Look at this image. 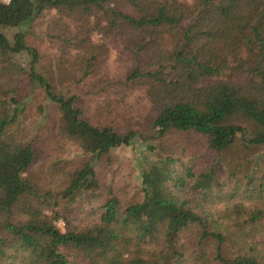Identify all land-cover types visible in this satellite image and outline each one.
Instances as JSON below:
<instances>
[{
    "label": "trees",
    "instance_id": "16d2710c",
    "mask_svg": "<svg viewBox=\"0 0 264 264\" xmlns=\"http://www.w3.org/2000/svg\"><path fill=\"white\" fill-rule=\"evenodd\" d=\"M46 9L63 25L52 33L63 51L70 45L85 50L71 59L80 79L106 51L102 42H91L90 31L119 42L133 61L124 81L142 87L152 108L149 136L91 124L76 95L55 92L36 71L38 53L24 33L8 40L5 29ZM20 55L27 58L23 64ZM35 88L58 117L48 135L33 133L32 142L79 151L74 162L50 160L46 182L30 171L33 144L6 132ZM171 130L198 134L216 155L237 142L246 151L264 145V0L0 2V264H264V170L253 176L259 159L249 160L237 191L254 201L248 210L241 204L212 211L208 203L222 201L211 189L218 184L215 158L199 173L170 155L142 159L135 165L137 202L100 178L118 149L139 139L152 150L150 141ZM75 204L95 215L90 224L69 222ZM58 219L63 231L54 224ZM193 229L194 245L182 243Z\"/></svg>",
    "mask_w": 264,
    "mask_h": 264
},
{
    "label": "rangeland",
    "instance_id": "374dc122",
    "mask_svg": "<svg viewBox=\"0 0 264 264\" xmlns=\"http://www.w3.org/2000/svg\"><path fill=\"white\" fill-rule=\"evenodd\" d=\"M57 19L59 18L53 9H46L26 24L5 29L4 32L10 42L15 31L20 30L24 33L25 43L35 48L38 53L36 71L47 78L55 92L65 96L76 95L75 104L82 109L83 116L91 124L97 126L106 124L118 131L134 129L149 136L146 128L153 116L152 108L142 87H130L125 83V74L133 66V61L119 42L113 37H101L90 31L91 42H102L106 46V51L96 58L92 72L80 79L79 71L70 70L71 59L77 55L86 56L85 50L70 45L68 51H63L61 41L52 35L55 29L63 28ZM18 60L23 64L27 58L20 55ZM25 105L24 111L8 126L6 132L14 140L33 144L34 158L30 171L38 180L46 182V168L50 160L56 156L74 162L79 151L72 145L44 150L32 142L30 137L33 133L44 136L49 134L57 122L58 112L53 103L46 101L39 88L34 89ZM38 125L39 127H36ZM150 143L154 145L152 150H148L145 142L139 139L134 142L131 149H118L117 161L111 168L100 173L103 182L110 183L123 199L130 202L142 200L136 180L137 162L170 155L175 164L182 163L194 173L207 170L215 158L212 166L218 184L212 182L211 189L213 193L221 196L222 201L216 204L208 203L212 211L231 210L235 205L241 204L243 209L248 210L250 205H254V201L251 204L250 199L243 198L237 191L244 187L245 175L249 173V160L259 159L258 166L253 169V176H259L264 170V145L254 146L246 151L237 142L216 155L206 148L204 139L198 134L173 130L159 139H152ZM97 201L98 199L95 203ZM66 215L69 222L79 226L90 224L95 216L87 209L79 208L77 204ZM54 224L63 231V220L58 219ZM195 232L193 229L185 233L181 242L194 245L195 239L192 236ZM222 251L223 255H227L228 247L225 244Z\"/></svg>",
    "mask_w": 264,
    "mask_h": 264
},
{
    "label": "built area",
    "instance_id": "2783aa9c",
    "mask_svg": "<svg viewBox=\"0 0 264 264\" xmlns=\"http://www.w3.org/2000/svg\"><path fill=\"white\" fill-rule=\"evenodd\" d=\"M0 2H2V3H8L9 0H0Z\"/></svg>",
    "mask_w": 264,
    "mask_h": 264
}]
</instances>
